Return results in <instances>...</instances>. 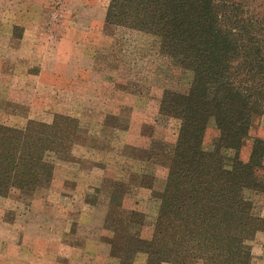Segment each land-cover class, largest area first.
<instances>
[{"label": "rangeland", "instance_id": "obj_1", "mask_svg": "<svg viewBox=\"0 0 264 264\" xmlns=\"http://www.w3.org/2000/svg\"><path fill=\"white\" fill-rule=\"evenodd\" d=\"M109 3L0 0V124L62 115L79 126L50 180L0 197V264H149L129 241L152 237L180 122L160 114L161 84L132 80V66L116 61L130 54L111 55ZM218 137L212 120L205 145ZM263 138L264 115H254L243 161ZM257 236L252 264L264 261Z\"/></svg>", "mask_w": 264, "mask_h": 264}, {"label": "trees", "instance_id": "obj_2", "mask_svg": "<svg viewBox=\"0 0 264 264\" xmlns=\"http://www.w3.org/2000/svg\"><path fill=\"white\" fill-rule=\"evenodd\" d=\"M106 22L111 55L130 54L116 61L132 66V80L161 84L159 112L180 122L152 237L130 239L135 253L149 264H252L250 244L264 233L253 199L264 195V138L248 161L241 151L264 115V0H110ZM212 120L219 137L207 147ZM78 128L62 115L0 124V197L50 180Z\"/></svg>", "mask_w": 264, "mask_h": 264}, {"label": "crops", "instance_id": "obj_3", "mask_svg": "<svg viewBox=\"0 0 264 264\" xmlns=\"http://www.w3.org/2000/svg\"><path fill=\"white\" fill-rule=\"evenodd\" d=\"M253 199H254V202H255V208H256L257 213L260 214V216L264 217V212H263L264 208H262V206H260L261 204L264 205V203H262L264 201V195H255L253 197ZM256 243L257 244L258 243L259 244L264 243V233H259L258 234ZM68 253H70V255L72 254L70 251L69 252L67 251L66 252V256H68ZM137 262L139 264H144L145 261H144V258H141L140 260H137ZM262 264H264V261H263Z\"/></svg>", "mask_w": 264, "mask_h": 264}]
</instances>
